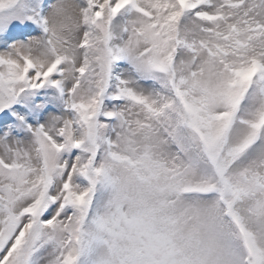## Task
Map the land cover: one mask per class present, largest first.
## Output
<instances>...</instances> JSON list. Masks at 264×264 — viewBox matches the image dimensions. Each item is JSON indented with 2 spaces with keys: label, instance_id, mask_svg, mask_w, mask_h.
I'll return each instance as SVG.
<instances>
[{
  "label": "snow or ice",
  "instance_id": "obj_1",
  "mask_svg": "<svg viewBox=\"0 0 264 264\" xmlns=\"http://www.w3.org/2000/svg\"><path fill=\"white\" fill-rule=\"evenodd\" d=\"M0 264H264V0H0Z\"/></svg>",
  "mask_w": 264,
  "mask_h": 264
}]
</instances>
